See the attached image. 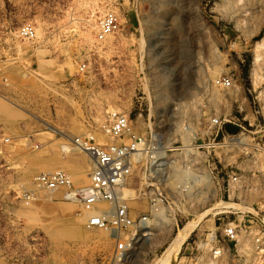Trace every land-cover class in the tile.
Wrapping results in <instances>:
<instances>
[{"label":"rangeland","instance_id":"rangeland-1","mask_svg":"<svg viewBox=\"0 0 264 264\" xmlns=\"http://www.w3.org/2000/svg\"><path fill=\"white\" fill-rule=\"evenodd\" d=\"M109 11L118 27L101 39ZM113 112L124 142L170 146L160 184L140 163L123 188L149 223L123 262L65 188L35 182L62 170L88 184L74 140L120 142ZM187 223L171 264H264V0H0V264H158Z\"/></svg>","mask_w":264,"mask_h":264},{"label":"built area","instance_id":"built-area-1","mask_svg":"<svg viewBox=\"0 0 264 264\" xmlns=\"http://www.w3.org/2000/svg\"><path fill=\"white\" fill-rule=\"evenodd\" d=\"M118 27V18L113 11L105 13L99 22V38L113 33ZM21 37L32 39L35 30L31 25L22 26L19 30ZM230 85V80L223 82ZM214 122H218L217 119ZM105 131L120 142L100 144L95 136L89 134L85 138H76L75 145L86 153L92 160V172L88 184L76 187L74 181L62 170L43 172L35 178V182L42 188H65L66 199L78 200L83 209L90 212L87 224L101 227L111 231L116 240L115 258L128 257L131 249L137 244L140 237L147 232L149 223L147 217L132 218L129 207L123 196V188L135 164H143L146 187L152 186L156 180L159 164L168 161L167 150L163 153L154 134L150 138L132 134L129 142L122 139L130 132L128 117L119 112H113ZM203 145L195 144L194 149L199 150ZM184 146L174 148L182 151ZM108 202L110 209L100 210L99 203ZM157 202V197H150L151 206ZM230 239L236 238L233 227L225 229ZM127 233V234H126Z\"/></svg>","mask_w":264,"mask_h":264},{"label":"bare ground","instance_id":"bare-ground-1","mask_svg":"<svg viewBox=\"0 0 264 264\" xmlns=\"http://www.w3.org/2000/svg\"><path fill=\"white\" fill-rule=\"evenodd\" d=\"M155 136H157V138H156V140L158 141V145L160 146V148L162 149V151H163V153L166 151V150H168L169 149V147L170 146H168L166 143H165V141L164 140H162L161 139V136H160V134H156ZM234 139V138H233ZM235 139H236V137H235ZM241 141V140H240ZM230 143V142H229ZM188 146H190V145H188ZM66 149V148H65ZM66 151H67V149H66ZM86 154V153H85ZM87 155V154H86ZM170 162V160L169 161H163L162 163H160L159 164V167H158V170H157V173H155V177H156V181L157 182H159V184H160V182L162 181V179L164 178V168H163V166H165L167 163H169ZM90 164V163H89ZM82 172V171H81ZM84 173V172H83ZM79 176V175H78ZM191 176V175H190ZM79 178V177H78ZM193 178V177H192ZM88 179V178H87ZM188 180V179H187ZM187 182V181H186ZM190 182H192V181H190ZM186 185V184H185ZM189 187V186H188ZM55 189H57V188H55ZM50 190V189H49ZM132 191V190H131ZM66 194V193H65ZM41 202H42V200H41ZM108 202H102V203H99V209L100 210H108V209H110V204L108 205L107 204ZM235 204V203H234ZM226 205V204H225ZM227 205H228V203H227ZM223 206V205H222ZM82 209H83V206H82ZM205 212H208V211H205ZM84 214L85 215H83L84 217H83V219H81L82 218V216H81V220H86V217H87V220H88V218H89V216H90V212L88 211V210H86V211H84ZM82 215V214H81ZM76 222H78V221H76ZM75 223V222H74ZM86 226L88 227V228H96V229H99V230H101L102 232L104 231L103 229H101L100 227H96V226H90V225H88L87 224V222H86ZM106 230V229H105ZM193 230V228H192V226H191V224L190 223H187V224H185L183 227H181L179 230H178V232H177V234L175 235V237H174V239L172 240V242L170 243V245L167 247L168 249H167V251H166V253L162 256V258L159 260V262H158V264H171V262H172V260L177 256V254L179 253V250H180V248H181V246H182V244L185 242V240L187 239V237H188V235H189V233L191 232ZM101 232V233H102ZM105 232V231H104ZM96 233V232H95ZM107 233V232H106ZM106 233H103L104 235H106ZM148 233V232H147ZM92 234V233H91ZM90 234V235H91ZM108 234V233H107ZM86 235H88V234H86ZM93 235H95V234H93ZM191 235V234H190ZM100 236H102L101 234H100ZM98 237V236H97ZM129 257V256H128ZM127 257L126 256H124V258L123 259H118L117 257H116V259H117V261H125V259H126Z\"/></svg>","mask_w":264,"mask_h":264},{"label":"crops","instance_id":"crops-1","mask_svg":"<svg viewBox=\"0 0 264 264\" xmlns=\"http://www.w3.org/2000/svg\"><path fill=\"white\" fill-rule=\"evenodd\" d=\"M79 156H78V158H80V160H82V162L84 163V164H86V165H88L89 164V162L87 161V155L86 154H78ZM86 175H87V173H86ZM85 178V177H84ZM82 179V181H86L85 179ZM84 182H80L79 183V185H82ZM86 183H84L83 185H85Z\"/></svg>","mask_w":264,"mask_h":264}]
</instances>
